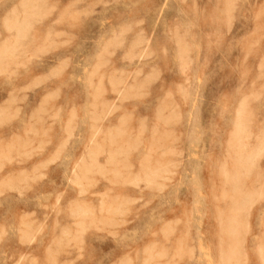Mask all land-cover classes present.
<instances>
[{
  "label": "rangeland",
  "instance_id": "374dc122",
  "mask_svg": "<svg viewBox=\"0 0 264 264\" xmlns=\"http://www.w3.org/2000/svg\"><path fill=\"white\" fill-rule=\"evenodd\" d=\"M23 1L0 264H264V0Z\"/></svg>",
  "mask_w": 264,
  "mask_h": 264
},
{
  "label": "bare ground",
  "instance_id": "6f19581e",
  "mask_svg": "<svg viewBox=\"0 0 264 264\" xmlns=\"http://www.w3.org/2000/svg\"><path fill=\"white\" fill-rule=\"evenodd\" d=\"M24 1H26V0H24ZM24 1H23V2H24ZM36 6H37V5H36ZM22 7H23V6H22ZM32 7H33V6H32ZM11 9H12V8H11ZM35 10H36V9H35ZM9 11H10V10H9ZM34 12H35V11H34ZM21 13H22V12H21ZM24 13H25V12H24ZM29 13H30V12H29ZM27 15H28V14H27ZM7 16H8V15H7ZM28 16H30V15H28ZM14 17H15V16H14ZM21 17H22V16H21ZM23 18H24V17H23ZM25 18H26V17H25ZM27 20H28V19H27ZM19 21H20V20H19ZM27 22H28V21H26V23H27ZM18 23H19V22H18ZM18 23H17V24H18ZM19 24H20V23H19ZM13 26H14V25H13ZM18 26H19V25H18ZM24 26H25V25H24ZM19 27H20V26H19ZM21 27H22V26H21ZM17 29H19V28H16V30H17ZM22 29H23V30H20V31L18 30V34H20V36H21V35L23 36V33H24V31H25L24 28H22ZM26 30H27V29H26ZM55 33H56V32H55ZM24 34H25V33H24ZM14 35H17V31H16V34H14ZM35 35H36V34H35ZM6 36H7V35H6ZM17 38H18V37H17ZM21 38H22V37H21ZM8 39H9V38H8ZM50 39H51V38H50ZM52 39H53V38H52ZM16 40H17V39H16ZM19 41H20V40H19ZM10 43H11V42H10ZM55 43H56V42H55ZM10 49H12V48H10ZM4 52H5V51H4ZM1 53H2V52H1ZM0 55H1V54H0ZM118 93H119V92H118ZM236 175H237V174H236ZM236 179H237V178H236ZM237 181H238V180H237ZM261 181H262V180H261ZM234 189H235V188H234ZM259 189H260V188H259ZM240 194H241V193H240ZM248 194H249V193H247V195H248ZM250 194H251V193H250ZM250 194H249V195H250ZM253 194H254V193H253ZM251 195H252V194H251ZM240 197H241V196H240ZM244 197H245V195H244ZM246 198H247V197H246ZM241 201H242V199H241ZM245 201H246V199H245ZM245 201H244V202H245ZM247 201H248V200H247ZM247 201H246V202H247ZM240 204H241V203H240ZM238 209H239V208H238ZM238 209H237V211H236V213H235V217H237V216L240 214V210H238ZM233 213H234V212H233ZM233 213H232V214H233ZM233 220H234V219H233ZM235 222H236V221H235ZM228 225H229V224H228ZM232 226H233V227H232ZM225 227H227V226H225ZM227 228L229 229V227H227ZM227 228H226V229H227ZM224 229H225V228H224ZM224 229H223V230H224ZM228 229H227V230H228ZM238 229H239V227H238L237 225H235V224H232V222H231L229 233H230L231 235H234V236H235V235H236V232L238 231ZM232 249H233V247H232ZM233 250H234V249H233ZM234 251H235V250H234ZM235 253H236V251H235ZM227 260H228V259H227ZM228 261H229V260H228ZM236 264H238V262H237Z\"/></svg>",
  "mask_w": 264,
  "mask_h": 264
}]
</instances>
